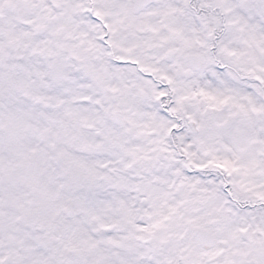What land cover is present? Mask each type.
<instances>
[{
    "label": "snow or ice",
    "instance_id": "obj_1",
    "mask_svg": "<svg viewBox=\"0 0 264 264\" xmlns=\"http://www.w3.org/2000/svg\"><path fill=\"white\" fill-rule=\"evenodd\" d=\"M0 264H264V0H0Z\"/></svg>",
    "mask_w": 264,
    "mask_h": 264
}]
</instances>
